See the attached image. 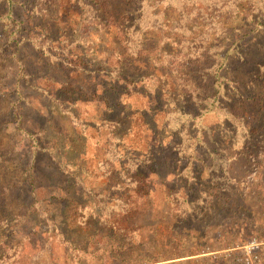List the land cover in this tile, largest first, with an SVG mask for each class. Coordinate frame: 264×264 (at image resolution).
Listing matches in <instances>:
<instances>
[{"label":"rangeland","instance_id":"rangeland-1","mask_svg":"<svg viewBox=\"0 0 264 264\" xmlns=\"http://www.w3.org/2000/svg\"><path fill=\"white\" fill-rule=\"evenodd\" d=\"M255 242L264 264V0H0V264Z\"/></svg>","mask_w":264,"mask_h":264},{"label":"built area","instance_id":"built-area-1","mask_svg":"<svg viewBox=\"0 0 264 264\" xmlns=\"http://www.w3.org/2000/svg\"><path fill=\"white\" fill-rule=\"evenodd\" d=\"M258 247V244H256V242L255 243H253V244H251L247 249V257L244 259L245 260V262L247 263V264H253L254 263V261H256L257 259H258V257L256 256V248Z\"/></svg>","mask_w":264,"mask_h":264},{"label":"trees","instance_id":"trees-1","mask_svg":"<svg viewBox=\"0 0 264 264\" xmlns=\"http://www.w3.org/2000/svg\"><path fill=\"white\" fill-rule=\"evenodd\" d=\"M187 93H188V91H187Z\"/></svg>","mask_w":264,"mask_h":264}]
</instances>
